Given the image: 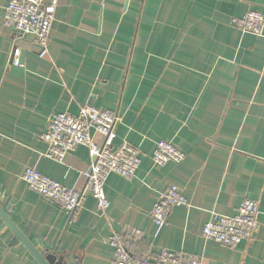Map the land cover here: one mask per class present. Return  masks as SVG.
Here are the masks:
<instances>
[{"label":"crops","instance_id":"0c3cea01","mask_svg":"<svg viewBox=\"0 0 264 264\" xmlns=\"http://www.w3.org/2000/svg\"><path fill=\"white\" fill-rule=\"evenodd\" d=\"M9 1L0 0V206L31 244L69 264H113L115 230L151 257L167 250L205 264H264V35L231 24L264 13V0H58L46 57L4 25ZM85 103L119 115L112 146H138L141 163L130 180L105 178V214L88 194L70 220L21 174L34 168L82 186L90 149L79 145L60 162L44 155L40 135L53 114ZM159 140L185 159L155 165ZM173 184L189 206L157 227L149 210ZM244 198L259 203L253 238L234 247L204 240L211 211L234 215ZM0 264H40L1 216Z\"/></svg>","mask_w":264,"mask_h":264},{"label":"built area","instance_id":"2783aa9c","mask_svg":"<svg viewBox=\"0 0 264 264\" xmlns=\"http://www.w3.org/2000/svg\"><path fill=\"white\" fill-rule=\"evenodd\" d=\"M57 5L58 0H10L6 7L4 25L14 35L29 36L38 47V56L46 57ZM231 24L244 33L264 35V13L260 11L250 10L233 18ZM118 116L112 110L85 103L80 105L77 114H53L47 129L40 135L41 140L47 144L44 155L60 162L65 161L79 145L90 149L91 158L82 171L81 187L68 188L34 168L25 169L21 179L31 190L62 206L70 220L77 216L88 194L96 200L98 212L105 214L110 206L104 190L105 178L114 174L130 180L141 163L138 146L127 141L112 146ZM94 133L103 137L101 144L94 143ZM185 157L184 151L173 142L159 140L151 159L155 165L164 166L170 162L181 163ZM182 206H189L188 199L177 185H169L157 196L149 210L150 218L157 227H162L169 212ZM259 212L258 201L249 198L240 202L234 215L211 211L209 220L202 227V238L228 247L250 241L259 227ZM134 235L138 237L139 232L136 231ZM109 242L114 251L113 264H205L199 256L180 252L163 250L155 257H151L142 247L133 252L124 235L115 230L111 231Z\"/></svg>","mask_w":264,"mask_h":264},{"label":"water","instance_id":"95a60500","mask_svg":"<svg viewBox=\"0 0 264 264\" xmlns=\"http://www.w3.org/2000/svg\"><path fill=\"white\" fill-rule=\"evenodd\" d=\"M16 47L13 49L12 55H15ZM6 207L0 206V216L6 222V224L13 230L15 236L19 238L24 245L28 248V250L32 253V255L36 258V260L40 264H69L66 259L65 254H58L56 251H53L48 254H41L32 244L31 242L22 234V232L16 227L14 222L8 216Z\"/></svg>","mask_w":264,"mask_h":264}]
</instances>
